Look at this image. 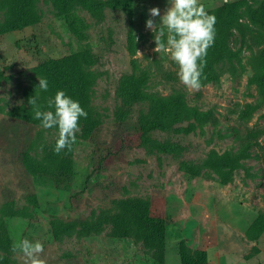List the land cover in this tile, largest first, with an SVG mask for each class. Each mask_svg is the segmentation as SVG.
<instances>
[{
	"label": "rangeland",
	"instance_id": "374dc122",
	"mask_svg": "<svg viewBox=\"0 0 264 264\" xmlns=\"http://www.w3.org/2000/svg\"><path fill=\"white\" fill-rule=\"evenodd\" d=\"M103 1L99 13L75 4L67 15L54 0H36L38 22L14 30L3 29L0 4V264H22L12 245L24 238L43 243L46 264H264V232L248 236L264 211V76L253 67L264 27L252 15L264 0H245V32L235 29L230 39L236 55L199 90L180 82L170 55L153 51L148 10L163 15L168 0ZM229 1L237 0H200L209 14ZM79 52L90 62L85 109L95 123L79 120L72 150L57 154L58 127L45 130L11 111L26 103L43 63ZM178 90L217 120L201 125L181 108L157 113L152 96ZM243 138L249 156L224 181L209 155L238 152ZM137 198L149 216L136 213ZM87 224L100 230L82 233Z\"/></svg>",
	"mask_w": 264,
	"mask_h": 264
},
{
	"label": "trees",
	"instance_id": "16d2710c",
	"mask_svg": "<svg viewBox=\"0 0 264 264\" xmlns=\"http://www.w3.org/2000/svg\"><path fill=\"white\" fill-rule=\"evenodd\" d=\"M58 5L62 13L69 15L74 9L75 4H82L91 9L95 13H99L103 10L106 2L103 0H54ZM2 7L7 8L5 20L3 23L4 30L19 29L27 25L34 24L39 20L38 8L36 0H0ZM245 0H237L234 2H225L215 10L210 12L211 15L216 17L215 23V42L211 49L207 52V64L204 68L203 81H211L219 79V73L216 71V66L224 59H232L236 52L232 49L230 39L235 29L244 31V25L239 21L241 17V8L244 6ZM253 19L260 23L264 27V1L258 6L252 13ZM130 53L135 55L136 44L133 36L129 38L128 44ZM134 59V65L136 68V58ZM89 58L82 52L70 54L61 58L52 59L46 63H43L39 67V73L41 78H46L49 84L48 90L42 91L39 88V80H35L28 91H26V103L17 106L11 111L12 116L26 121L36 122L39 120L34 119V113L29 104V98L36 94H39L38 103L42 106L43 110H47V101L50 98H54L58 90H64L67 95L71 96L80 102L81 106L85 109V106L89 102L88 88L91 83L92 71L86 70ZM157 64L162 63L156 60ZM87 62V63H86ZM155 63V61H154ZM253 67L256 72L263 74L264 76V50L254 58ZM145 74V73H142ZM141 76H144L142 75ZM206 77V78H204ZM142 80H140L141 83ZM140 85H135L137 91L140 89ZM260 90L264 98V78L260 81ZM152 104L157 113H161L163 109H177L181 108L185 112L193 115L195 121L201 125L206 122L217 120L212 109H201L197 106H191L188 104L186 95L183 91L178 90L174 94H171L167 99L161 96H152ZM54 109V108H52ZM254 105H250L243 115L248 117L253 110ZM51 110V109H50ZM86 110V109H85ZM87 118L81 117L89 124H94V120H89V112ZM41 122V121H40ZM152 127H156V123L151 124ZM242 149L238 152L225 151L221 154L213 150L208 159V163L212 169L223 175L224 181H228L231 178L232 172L243 166V159L249 156V143L243 138ZM136 213L141 217L149 216L150 207L143 199H134ZM123 208H128V204L125 202ZM117 222L125 219L121 215L116 216ZM82 233H93L100 230V224H87L83 228ZM264 232V211L248 228V236L252 240H257ZM60 233L57 230V234ZM118 236H127L128 234L123 232H117ZM184 252V251H183ZM206 259V258H205ZM184 264H196L195 262Z\"/></svg>",
	"mask_w": 264,
	"mask_h": 264
},
{
	"label": "clouds",
	"instance_id": "9594fccd",
	"mask_svg": "<svg viewBox=\"0 0 264 264\" xmlns=\"http://www.w3.org/2000/svg\"><path fill=\"white\" fill-rule=\"evenodd\" d=\"M168 3L163 15L159 7L148 10L150 16L146 20V29L154 33L153 51L161 56L170 55L178 65L180 82L190 90H199L207 64V52L215 42L216 17L209 14L200 0H168ZM155 17H160V24L155 22ZM48 87L47 79L39 77V88L46 92ZM38 101L39 94L29 98L34 119L41 121L40 126L45 130L58 127L54 152L71 151L80 131L79 120L87 118V111L64 90H58L54 99L47 101L48 108H54V111L43 110ZM12 251L19 254L22 264H46L42 258L44 245L40 240H18L13 243Z\"/></svg>",
	"mask_w": 264,
	"mask_h": 264
}]
</instances>
